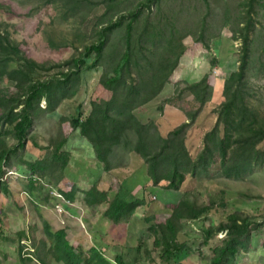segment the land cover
<instances>
[{
	"label": "rangeland",
	"instance_id": "374dc122",
	"mask_svg": "<svg viewBox=\"0 0 264 264\" xmlns=\"http://www.w3.org/2000/svg\"><path fill=\"white\" fill-rule=\"evenodd\" d=\"M44 1L0 0V23L8 28L12 40L20 47L19 53L4 51L0 47V151L11 150L10 160L3 168L6 175L3 184H0V234L7 239L0 241V264H22L17 255L19 244L26 248V251H22L23 257L36 250L29 264H42L39 257L45 258L48 264H64L58 263L51 255V243L44 233V224L53 232L65 230L67 240L77 251L83 249L88 252L98 247L111 264H117L116 256L124 250V241L129 242L130 247H135L139 240L145 242L140 264H173L175 260L164 262L159 248H155V234L151 225L157 221L164 222L170 214L168 204L175 206L180 198L186 199L187 195L192 196L188 200L194 199L196 205L213 204L208 215L183 223L184 228L177 236L176 243L183 244L185 250L189 251L187 256L177 257L179 264H210L212 250L226 234L218 233L205 245L203 225L213 227L226 222L237 211L250 214L254 222L248 237V249H242L234 263L264 264V167L254 168L242 178H226L220 169L221 157L216 153L211 163L200 168L197 174H187L178 190H166L163 188L164 182L155 186L148 179L136 185L137 188L132 191L135 199H145V205L136 212L138 219L135 215L116 228L104 216L108 204L92 208L86 206V196L82 191L89 190L100 175L103 181L98 185L99 189L115 192L121 181L131 178L130 184L135 185L139 176L147 171L145 159L135 153L130 155L122 139V144L114 145L108 155L110 167L116 168L112 171L114 174H104L90 157L94 152L92 146L83 140L79 132H71L70 120L68 122V119L77 116L78 109L81 110L82 121L85 120L84 117L91 111L94 94H101L107 99L109 94L100 80L103 75L114 72L125 49L127 26L135 19L131 14L146 0H55L42 6ZM258 1L261 6L254 3L257 14H253L249 31V0H155L152 6L140 10L137 20L133 22L134 37L148 29L145 40L153 37L157 41V48H154L159 58L171 55L172 52H168L165 46L168 47L172 34L175 36L174 43L181 48L176 49V45H172L175 52L180 51L181 55L163 95H174L170 98L173 105L166 103L165 113L156 120L158 131L168 133L182 121L186 110L191 112L194 109L196 102L192 101L187 85L206 74L213 87V100L203 106L195 122L184 132L186 147L193 157L202 147L201 131L214 125V108L223 100V80L238 66L237 59L244 49L246 32L250 40L248 76L253 88L262 94L264 103V0ZM227 11L230 19L225 23ZM119 15H125V18L110 32L96 68L88 70L87 65L83 64L78 71L73 59L80 57L81 49L96 41L102 27L115 22ZM151 45L149 42L146 46ZM144 52L147 54L149 50ZM219 56L220 60L213 59ZM92 57L94 59L95 54ZM68 71L73 73L71 79L57 92L59 98H63L59 115L44 112L50 94L34 100L35 123L28 132L27 144L23 148L15 137L14 122L9 121L14 117H5V112L15 106L16 99L31 86L33 78L45 80L56 73ZM57 89H52L53 95ZM160 103L159 99L154 101L156 106ZM20 109L17 108L14 114L19 113ZM145 109L148 110V106ZM59 116L64 119L61 121ZM153 126L156 128V124L151 125L156 133L157 129ZM61 133L69 137L66 150L73 157L68 173L62 174L61 167H58L31 188L32 173L22 164L23 154L50 162L53 159L52 149L48 150L47 146H51V142ZM130 133L133 146L136 135L133 131ZM218 135L222 137V128H219ZM13 149L17 151L12 153ZM138 172L142 174L138 175ZM159 188L165 190V197L162 198L163 191H159ZM74 189L77 195L71 205L55 196ZM20 232L26 235L18 243ZM126 250L123 256L125 260L131 257L128 252L132 248Z\"/></svg>",
	"mask_w": 264,
	"mask_h": 264
},
{
	"label": "trees",
	"instance_id": "16d2710c",
	"mask_svg": "<svg viewBox=\"0 0 264 264\" xmlns=\"http://www.w3.org/2000/svg\"><path fill=\"white\" fill-rule=\"evenodd\" d=\"M53 2L55 0H45L42 6ZM154 2L155 0L141 2L137 11L131 14L135 16V19L130 21L127 26L125 49L122 56L114 72L103 75L100 80L101 85L109 94L107 99L101 94H94L92 96L91 111L88 116L84 117V121H82L83 117L80 109H78L76 117L68 119L72 127L71 132H79L82 138L86 139L92 146L94 161L104 174H114L112 171L116 168L112 169L110 167L108 155L113 150L114 145L122 144V139L129 148L130 155L135 153L146 161L144 162V166L146 163L147 167L146 174H142L143 171L138 172V175H142L139 176V180L136 181L135 185L130 184V178L129 181H121V185L115 192L109 189H99L98 185L100 186L103 181L100 175L89 190L82 191L86 196L84 200L88 208L108 204L104 216L113 223V228L133 219L136 212L145 205V199H135L132 191L136 185L139 186V183H143L148 179H151L155 186L164 182L163 188L166 190H178L187 174L191 176L197 174L200 168H204L211 163L216 153H219L221 157L220 169L226 178L232 176L242 178L254 168L264 167V103L262 94L258 89L253 88L248 76L250 60L248 32L243 38L244 49L237 59V68L231 71L223 80V100L214 108V125L212 128L204 130L201 136L202 147L195 157L191 155L186 147L184 132L191 123L195 122L203 106L212 98L213 87L209 84L206 74L193 84L187 85L189 93L192 95V101L196 102L191 112L186 110V113H183L187 121H183L166 134L161 133L160 130L158 131L156 120L165 113L166 103L170 105V98L174 96L163 94L167 85L170 84V77L178 66L181 54H179L180 51L176 53L172 46L175 47L176 45V49L180 48L174 43V34L168 40V47L165 46L168 52H172L171 55H163L160 58L156 54L157 51H155L158 45L157 41L153 37L148 38L147 41L144 38L146 32L149 31L148 29L134 37L133 22L137 20L140 10L152 6ZM254 3L261 6L260 1L249 0L250 17L247 24L252 22L253 14H257L254 11ZM124 18L125 15H119L115 22L102 27L96 41L86 44L81 51L80 48H77L80 51V57L74 58L73 62L78 71L83 64L87 65L88 70L96 68L108 42L110 32L118 27ZM229 19V12L227 11V15L224 17L225 23H228ZM251 26L252 24L248 25V31ZM10 33L8 28L0 23V47L4 51L12 50L14 53H19L20 47L17 42L12 40ZM149 42L152 43L151 47L146 46ZM155 46L156 48H154ZM145 50H149V52L145 54ZM93 54H95L94 59ZM213 59L220 60V56ZM32 62L33 64L36 63L35 61ZM72 75V71H68L66 73H56L45 80L39 77L33 78L31 86L16 99L15 106L5 112V117H14L9 121H13L15 124V137L20 146L25 148L28 132L35 123L34 100L37 97L42 99L50 94V101L48 100L49 103L44 112L47 115L55 113L59 115L58 110L63 98H59L57 92L66 85ZM128 80H130L129 83ZM56 88L58 89L53 95L52 89L55 90ZM157 99L161 100L158 106L154 105V101ZM145 106H148L149 109L146 110ZM20 107L19 113L14 114V111ZM59 117L61 121L64 119L62 116ZM152 123L156 124V128L153 126L155 130L157 129L156 133L151 127ZM219 128H222V137L218 135ZM131 131L136 135L133 146H131L129 137ZM68 138V136L66 137L61 133L59 137L51 142V146H47L48 150L52 149L53 159L50 162L39 161L37 158L23 154L22 164L27 166V171L33 174L30 176L31 188L39 184L43 177H49L51 171L57 170L58 167H61L62 174L68 173L66 171L73 159L69 155L70 152L66 150ZM16 151L13 149L12 153ZM10 153L11 150H8V152L5 150L0 151V180L6 175L3 168L7 166L6 164L10 160ZM230 153L231 156H228ZM0 184H3L2 180ZM71 187L79 190L75 185ZM76 189L60 193V195L66 202H75ZM5 191L7 192V188H5ZM159 191H163L162 198L165 197V190L159 188ZM110 195H112V198ZM188 197L186 199L180 198L175 206L168 204V207H170L168 218L164 222L157 221V223L151 225L155 234V248H159V254L164 262L175 260L172 263L179 264L180 261H176L177 257L188 255L189 250H185L186 246L176 243L177 236L184 228L183 223L201 219V216L204 217L211 212L212 202L208 205L199 206L196 205L194 199L189 201ZM241 212L243 211L235 212L226 222H221L213 227L203 225L202 237L205 245H208L218 233L225 232L226 234L225 238L212 250L213 256L210 264H235V257L241 253L242 249H248L250 242L248 237L251 235L254 220L251 219L250 214ZM135 218L138 219V216L136 215ZM44 233L51 243L49 251L58 263L111 264L98 247L92 248L88 252L83 249L77 251L67 240L66 232L63 229L53 232L47 224H44ZM25 235V232L18 234V243L22 242L21 240ZM2 240L7 241L6 237H2L0 234V241ZM144 245L145 242L139 240L137 246L130 247V243L124 241V250L116 256V263L140 264L142 259L141 250ZM24 247L23 244L18 245L17 255L22 264H29L33 260L36 250L26 253L23 257L22 251H26ZM130 248H132V251L128 254L131 257L125 260L123 257L125 249H127V252ZM38 260L42 264H48L45 258L39 257Z\"/></svg>",
	"mask_w": 264,
	"mask_h": 264
},
{
	"label": "crops",
	"instance_id": "0c3cea01",
	"mask_svg": "<svg viewBox=\"0 0 264 264\" xmlns=\"http://www.w3.org/2000/svg\"><path fill=\"white\" fill-rule=\"evenodd\" d=\"M214 84H218V83H214ZM219 85H220V84H219ZM211 100H213V97L211 98ZM217 104H218V103H217ZM58 111H59V110H58ZM183 115H184V114H183ZM183 121H187L185 115H184V118H182V121H181L180 123H182ZM180 123H179V124H180ZM179 124H178V125H179ZM172 129H173V128H172ZM203 133H204V132L201 131V136H202ZM83 140H84L87 144H90L86 139L83 138ZM68 152H70V151H68ZM90 157H91L92 160L94 161V154L91 155ZM70 167H71V163H70L68 169H69ZM67 172H68V170L66 171V173H67ZM68 186H70V185H68ZM91 186H92V185H91ZM91 186H89V187H91ZM70 187H71V186H70ZM79 189H81V188H79ZM81 190H83V189H81Z\"/></svg>",
	"mask_w": 264,
	"mask_h": 264
},
{
	"label": "built area",
	"instance_id": "2783aa9c",
	"mask_svg": "<svg viewBox=\"0 0 264 264\" xmlns=\"http://www.w3.org/2000/svg\"><path fill=\"white\" fill-rule=\"evenodd\" d=\"M1 180H3V178L1 179ZM50 194H51V192H50ZM52 196V195H51ZM56 197H58V198H60L61 199V201H63L65 204H68V205H71V203L70 202H66V200L60 195V194H57V195H55ZM54 197V196H53ZM56 197H54V198H56ZM57 199V198H56Z\"/></svg>",
	"mask_w": 264,
	"mask_h": 264
}]
</instances>
